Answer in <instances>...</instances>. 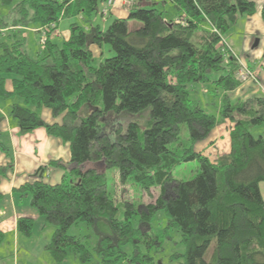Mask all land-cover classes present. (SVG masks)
Wrapping results in <instances>:
<instances>
[{
    "label": "trees",
    "instance_id": "1",
    "mask_svg": "<svg viewBox=\"0 0 264 264\" xmlns=\"http://www.w3.org/2000/svg\"><path fill=\"white\" fill-rule=\"evenodd\" d=\"M104 1L21 0L11 23L0 16V30L8 33L0 41V98L18 99L11 103L10 115L22 134L44 127L71 150L68 164L52 162L71 173V180L66 176L51 184L37 179L18 189L31 195L32 208L55 226L45 250L57 263L73 254L83 263L97 257V264H156L150 249L161 247L162 236L149 232L150 223L164 210L169 217L165 229L179 231L186 244L184 254L173 255L184 257V264H264V137L252 134L253 127L264 123V96L233 102L226 95L218 117L197 94L200 85L228 92L243 83L237 60L226 58L221 46L238 16L253 15L256 3L162 0L178 12L173 20L157 0H135L128 17H115L106 28L72 23L71 35L62 43L49 33L39 57L27 51L16 33L31 24L55 23L58 28L64 18L81 16L91 22ZM261 15L264 20V4ZM131 19L141 26L130 30ZM105 46L114 54L102 59ZM94 47L101 50L100 57ZM44 108L62 121L46 122L40 112ZM84 108L88 114H82ZM142 113L148 115L143 129L138 120L106 121ZM226 119L233 124L231 159L221 164L196 145ZM189 161L198 163L196 176L175 178L173 170ZM12 167H1L0 177ZM111 169L117 170L119 185L133 182L149 194L159 188L158 196L147 204L124 202L119 216L117 199L108 189ZM3 199L0 192V203ZM135 216H140L138 227ZM79 222L93 229L97 240L92 247L68 233ZM34 223L32 217H21L18 229L31 236ZM127 245L133 247L131 253L124 250Z\"/></svg>",
    "mask_w": 264,
    "mask_h": 264
},
{
    "label": "crops",
    "instance_id": "2",
    "mask_svg": "<svg viewBox=\"0 0 264 264\" xmlns=\"http://www.w3.org/2000/svg\"><path fill=\"white\" fill-rule=\"evenodd\" d=\"M253 1L256 3L255 13L247 15L246 18H244L245 15H242L241 18L239 17L246 22V27L247 29L249 28L248 31L250 33H247L248 35L243 41L242 39L241 42L237 40L239 45L230 37L227 38L226 42L232 51L239 55L241 60L256 73L259 82H243L238 88L228 92H213L212 86L209 88L208 86L200 85L201 87L198 88L197 94L202 97L207 110L215 113L218 117L226 95L233 102L256 95L264 96V20L261 15L264 0ZM128 15L129 9L122 3H119L112 12L113 17L126 18ZM177 17L178 12L171 19L175 20ZM79 18L81 17L79 16ZM239 18L234 24L238 22ZM36 28L24 27L23 29L36 31ZM1 31L2 34L7 33L5 30ZM56 33L55 39L52 38L55 32L50 34V38L53 41L59 42L60 38L65 41L71 35V27L68 32L61 33L57 31ZM254 33L258 35V39L254 38ZM27 45L26 49L28 51ZM94 51L95 55L100 57L101 50L98 47H94ZM42 54L37 57L43 56ZM7 86L9 89L11 88L9 82ZM204 87L206 89L202 90ZM13 101H18V99L0 98V168L9 164L13 165L4 176L0 177V192L4 195V199L0 203V231L4 233V241L0 244V264H10L11 260H13V264H17L20 259L21 236L31 238L34 234V229L31 236L23 235L18 229V220L21 217H32L35 220L34 225L37 220V215L33 212L34 209L31 206V195L24 194L18 189L25 183L37 179H43L51 184H58L66 176L70 180L74 177L62 166L52 164V162L56 161L68 164L71 161L69 144L65 143L61 138L49 135L44 127L22 134L17 121L10 115V107ZM41 116L48 123L62 121L61 117L54 118L51 111L46 108L41 110ZM232 127L233 124L228 119L219 123L205 141L196 145V149L208 156L213 162L228 164L231 159L230 132ZM253 130H258V134H255ZM252 134L255 137H264V123L253 127ZM260 190L264 198V182L260 183ZM43 226H46V223Z\"/></svg>",
    "mask_w": 264,
    "mask_h": 264
},
{
    "label": "rangeland",
    "instance_id": "3",
    "mask_svg": "<svg viewBox=\"0 0 264 264\" xmlns=\"http://www.w3.org/2000/svg\"><path fill=\"white\" fill-rule=\"evenodd\" d=\"M21 0H12L10 4H5L3 0H0V16L5 19L8 23H11L15 17L13 8L17 3H19ZM158 4L157 7L159 9H164L166 11L165 16L168 19L174 18L177 14L176 9L173 7V5L168 3H162V0H157ZM118 5V4H117ZM116 5V6H117ZM124 5V4H123ZM115 6V7H116ZM103 3L100 4V9H102ZM114 7V8H115ZM114 10V9H113ZM112 10V12H113ZM112 14V13H111ZM242 15L238 16V18H241ZM81 17V16H80ZM247 15H245L244 18H246ZM115 16L107 15V17H103L100 12L94 14L92 16L91 22L86 21L85 18L77 17V18H64L60 21L58 24L57 31L63 33L70 31V25L72 23H78L84 27H88L90 25L95 24H101L103 28L108 27L114 20ZM239 18L238 22L236 24H232L230 29L228 30L227 34H225L223 37L225 40H227L228 37H230L235 43H238L237 40L241 42L244 40L247 33L250 31L249 28L246 27V22L244 20H241ZM128 25L130 30H135L139 26H141V23L138 20L131 19L128 21ZM29 27H35L33 24H31ZM41 26H38L39 28ZM7 31V30H5ZM56 31V32H57ZM12 32V31H11ZM53 35V39L56 38V33ZM17 35H20L21 38H23L26 42L29 53L37 57L38 55H41L43 52L42 48V33L36 32L34 30H19V32H16ZM7 34H2V31L0 30V41H3L4 39H7ZM255 39H258V35L256 33L253 34ZM63 42V38L59 39V43ZM255 43V42H254ZM237 45V46H238ZM227 50V45L225 44V41L222 40V46L221 51L224 53ZM114 53L110 51L109 47L105 46L104 50V57L102 59H105L107 57H111ZM43 55V54H42ZM208 86V85H205ZM209 88L211 85L208 86ZM206 89L205 87L202 88V90ZM89 108H84L82 111V114H88ZM41 112V111H40ZM116 119L122 120L121 122H128L130 120H138L141 124V128L143 129L145 125L147 124L148 115L147 113L142 114H136V115H128L125 114L120 117H114L108 116L106 121L111 124ZM253 129V128H252ZM255 134H258V130H253ZM91 166V165H90ZM101 169V168H100ZM198 170V163L196 161H189L182 163L178 165L173 170V175L175 178L180 180H190L194 178L197 174ZM108 189L111 195L117 199V204L120 207L119 216H123V204L126 201H131L136 204L140 203H150L153 202L156 197L158 196L160 190L159 188H153L151 190V193H145L142 191V189L135 183H128L126 186H121L117 183V170L111 169L108 170ZM34 209V208H33ZM33 212L37 215L36 224L34 225V234L31 238H26L24 236H21L22 241L20 240V259L17 261V264H97L99 263V259L95 257L91 262L83 263L80 261V259L71 254L68 256L67 260L61 263L55 262L51 256L48 254L47 251H45L44 246L46 243H48L52 235L55 231V226L52 224H49L45 222L44 216L40 215L35 209ZM140 216H135L133 219V223L136 227H138V221ZM169 217L165 213L164 210L158 211L152 218L150 223V230L149 232L152 235H161V247L154 246L150 249V254L154 255L156 264H184V257L182 258H174L173 255L175 253L184 254L186 252V244L182 241L181 233L175 229H165L168 223ZM44 223H46V226H43ZM68 233L70 235L78 236L83 238L91 247L96 243L97 237L94 234V231L91 227L88 226L85 222H79L77 224H74L71 226L68 230ZM8 241V237H7ZM26 241V243H25ZM214 243L212 244L211 249L208 251L206 258L210 259L211 252L213 249ZM124 250L128 253H131L133 250V247L131 245H127ZM10 264H13V260H11ZM123 264H129L128 262H124Z\"/></svg>",
    "mask_w": 264,
    "mask_h": 264
},
{
    "label": "built area",
    "instance_id": "4",
    "mask_svg": "<svg viewBox=\"0 0 264 264\" xmlns=\"http://www.w3.org/2000/svg\"><path fill=\"white\" fill-rule=\"evenodd\" d=\"M135 2V0H105L103 2V8L99 9V12L102 14L103 17H107V15H109L110 13H112V10L114 9V7L119 4L122 3L124 4L128 9L133 5V3ZM57 25L55 23H51L48 25H43L39 28H36V31H39L42 33L43 37H42V44L44 46V42L47 38V36L49 35V33H52L51 31L54 30L53 32H56L57 28H55ZM223 41H225V44L227 45V50L224 52V56L226 58H235L237 60V63L239 64V69L237 71V76L239 78L240 81L242 82H248V81H255V82H259V79L256 75V73L251 70L240 58L239 55L235 54L231 47L228 45V43L226 42V40L223 38Z\"/></svg>",
    "mask_w": 264,
    "mask_h": 264
}]
</instances>
